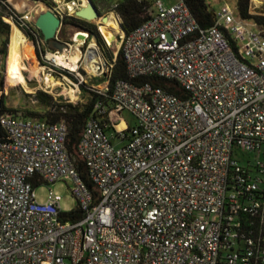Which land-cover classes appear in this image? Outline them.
Here are the masks:
<instances>
[{
    "label": "built area",
    "instance_id": "built-area-1",
    "mask_svg": "<svg viewBox=\"0 0 264 264\" xmlns=\"http://www.w3.org/2000/svg\"><path fill=\"white\" fill-rule=\"evenodd\" d=\"M53 2L62 22L76 17L74 1ZM149 16L119 34L129 79L111 90L115 130L90 120L77 145L97 194L65 124L1 118L0 264H264V34L228 11L204 29L182 0H154ZM59 55L45 49L51 65ZM151 77L185 96L136 83ZM63 180L81 220H64L53 191L36 198Z\"/></svg>",
    "mask_w": 264,
    "mask_h": 264
},
{
    "label": "rangeland",
    "instance_id": "rangeland-1",
    "mask_svg": "<svg viewBox=\"0 0 264 264\" xmlns=\"http://www.w3.org/2000/svg\"><path fill=\"white\" fill-rule=\"evenodd\" d=\"M2 1L3 3H1L0 5V20L10 25V29H8V44L5 47L7 58H3V60L1 59L0 61V80H3L5 83V88L1 96L5 97V105L8 108L17 109L21 111L20 114L22 115H25V111L36 110L38 108V105L34 102L35 99L33 98V94H35L37 91L46 92L56 98H63L69 102L76 103L79 102L82 97L80 95L81 85H85L87 88L91 89L96 88L98 90H102L104 88L105 84L101 81V78L104 76L107 67L110 66V60L108 58L111 57V55L113 57H116L120 52V38H118L119 40L117 42L111 44L107 40L105 35L100 32L101 30L99 29V25L92 22V24L98 27L101 36L105 40L106 48L100 47L95 37H90L87 43L77 45V43H75L74 41L69 40H73L75 37H73V35L79 30L76 31L71 27L63 25L60 32V37L71 44L70 50L66 52L69 60H74V57L77 55L78 50H80L82 55L79 64H76L75 67H72L70 70H66L69 75H59L58 71L60 72V69L57 67L58 65L56 64L57 66H55L51 65L52 63L49 64L44 57L47 43L43 45L40 39L36 40L32 32H30L29 30V28H36V26L34 25V18L36 11L39 10V8L37 7L38 5H35L29 0ZM20 1H23V5ZM73 1L77 3V6L75 7L76 11L86 3L88 4L86 0H62L61 2L71 3ZM91 1L97 7L102 18L109 17L110 19H112L110 14L116 13L114 7L117 4L124 2L125 0ZM149 1L154 2V0ZM163 1L165 5H171L176 3L178 0ZM205 1L209 10L213 14H220L223 11H228L234 13L235 16H238L236 0ZM9 2H11V4ZM251 2V12L253 14H257L264 7V0H251ZM54 5H52V7ZM12 16L17 22L14 19H11ZM26 17L28 18L27 20L25 19ZM6 18L9 19L10 22H8ZM119 19L121 20L120 17ZM248 23L249 26H252L250 22ZM12 24H15V26L17 25V27L28 37V39L33 44V55L32 57L26 58V61L22 66V72L24 74L26 84L20 83V81L14 76V64L11 61L10 57L8 59L10 39L13 27ZM118 30L119 34H121L122 31L119 28ZM6 41V36L0 32V51L3 50V45ZM92 42H94L99 47L103 55L101 70L97 74H94L89 61L85 58L89 51V48L93 45L91 44ZM76 68H78L77 71ZM79 82H82V84L80 85V90L78 91L76 87L72 85V83L77 85ZM122 118L123 119H120V121L122 122L124 120L129 127H133L137 124L136 118L128 111L122 113ZM72 187L73 184L69 180H63L51 186L42 184L35 188L36 198L40 203H45L48 199L50 191H53L56 195L61 196L62 211L64 213H69L78 207V204L71 193Z\"/></svg>",
    "mask_w": 264,
    "mask_h": 264
},
{
    "label": "trees",
    "instance_id": "trees-1",
    "mask_svg": "<svg viewBox=\"0 0 264 264\" xmlns=\"http://www.w3.org/2000/svg\"><path fill=\"white\" fill-rule=\"evenodd\" d=\"M45 2L52 6L54 5L53 0H38ZM184 1L192 11L193 15L197 19L198 23L202 28L207 29L215 24L214 14L209 10L205 0H182ZM237 13L240 18L248 22L254 23L258 29L264 34V7L257 13L251 12V0H236ZM1 5V3H0ZM153 6V2L149 0H125L122 3L117 4L114 7L116 13H111L112 19L117 23L118 28L129 34L134 31L140 25L145 23L149 19V10ZM121 18V24L120 19ZM65 26L71 27L76 31L85 32L90 37H95L100 47L106 48V43L101 36L98 27L94 24L79 19L77 17H67L63 20ZM8 29L10 25L0 20V32L6 36L7 41L3 45V50L0 51V61L3 58H7V52L5 47L8 44ZM30 32L34 35L36 40H41L43 45L46 44L41 31L37 28H29ZM7 32V35H6ZM103 35V34H102ZM4 55V57H3ZM9 59V54H8ZM110 60V66L107 67L104 76L101 81L104 82L109 80L110 89L105 93H99L93 91L91 88H87L85 85H81V100L77 103L67 102L63 98H56L46 92L37 91L33 94L35 103L38 105L36 110L25 111V116L40 119L50 124L63 123L68 129V141L67 147L74 158L78 167L79 173L87 185L97 191L93 187L84 167L83 162L79 159L77 154V145L81 139L82 133L88 121L98 120L106 132L114 131L113 124L111 123L110 113L113 109V100L111 98V90L113 85L118 80H128V74L126 64L123 59L121 51L116 57L108 58ZM66 75H69L66 72ZM145 82H151L154 86L162 87L168 92L184 97V91L178 86L177 83L159 79L155 77L143 78L136 81L137 84ZM5 83L0 80V92H3ZM21 111L17 109L8 108L5 105V97L1 96L0 99V141H3L7 137V133L1 126V118L6 114H18ZM23 112V111H22ZM83 218V211L78 206L76 209L65 214V221H77Z\"/></svg>",
    "mask_w": 264,
    "mask_h": 264
},
{
    "label": "bare ground",
    "instance_id": "bare-ground-1",
    "mask_svg": "<svg viewBox=\"0 0 264 264\" xmlns=\"http://www.w3.org/2000/svg\"><path fill=\"white\" fill-rule=\"evenodd\" d=\"M79 1H84V0H79ZM20 2L22 4L23 1ZM87 5L88 4L86 3L82 7H86ZM72 6L73 5L71 4V7ZM37 7L39 8V10L45 9V7L42 4H38ZM6 20L10 22L9 19L6 18ZM93 23H97L99 25V29L111 44H113L115 39L119 36L117 23L112 19H110L109 17H107L106 22H104L103 19H99L94 21ZM12 26L13 27H12V33L10 39L9 57L14 64V76L20 81V83L26 84V80L22 72V66L25 63L26 58L32 57L33 44L28 39V37L17 27V25L15 26V24H12ZM87 41H88L87 33H78L74 39V42L77 43V45L87 43ZM91 44L93 45L89 48V51L85 58L89 61L91 69L94 72V74H97L101 70L103 55L99 47L94 42H92ZM81 55L82 54L80 50H78L77 55L74 57V60L72 61L69 60V57L67 56L66 52L60 54L59 56L52 57V59L55 60V63L58 66H62L63 68L70 70L72 67H75L76 64H79V62L81 61ZM77 69L78 68H76V71ZM122 128H125L124 123L118 126V129H122Z\"/></svg>",
    "mask_w": 264,
    "mask_h": 264
},
{
    "label": "water",
    "instance_id": "water-1",
    "mask_svg": "<svg viewBox=\"0 0 264 264\" xmlns=\"http://www.w3.org/2000/svg\"><path fill=\"white\" fill-rule=\"evenodd\" d=\"M33 2L35 5L42 4L45 9H40L35 14L34 25L37 29H39L44 37L45 42L47 43V47L50 51L55 53L63 54L67 52L71 48V44L68 43L65 39H59L60 32L64 23L58 17L57 13L55 12L54 8L45 2L38 1V0H29ZM53 1H62V0H53ZM88 5L86 7H80L75 12V16L79 19H82L87 22H94L99 19H103L106 22L107 17H101L100 12L98 11L97 7L91 0H86ZM121 24V22H120ZM122 27V24H121ZM123 29V27H122ZM77 33H83L78 31ZM75 33L73 37L77 34ZM125 34V30L122 31ZM117 37L114 42H117L119 39ZM74 41V39L69 40ZM113 42V43H114Z\"/></svg>",
    "mask_w": 264,
    "mask_h": 264
},
{
    "label": "crops",
    "instance_id": "crops-1",
    "mask_svg": "<svg viewBox=\"0 0 264 264\" xmlns=\"http://www.w3.org/2000/svg\"><path fill=\"white\" fill-rule=\"evenodd\" d=\"M10 4H11V2H9ZM37 12V11H36ZM112 17V16H111ZM1 18V17H0ZM59 39H61L62 40V38L60 37V35H59ZM46 49V48H45Z\"/></svg>",
    "mask_w": 264,
    "mask_h": 264
},
{
    "label": "flooded vegetation",
    "instance_id": "flooded-vegetation-1",
    "mask_svg": "<svg viewBox=\"0 0 264 264\" xmlns=\"http://www.w3.org/2000/svg\"><path fill=\"white\" fill-rule=\"evenodd\" d=\"M61 40V39H60ZM48 48V47H47Z\"/></svg>",
    "mask_w": 264,
    "mask_h": 264
}]
</instances>
